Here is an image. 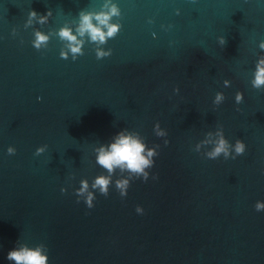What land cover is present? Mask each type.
I'll list each match as a JSON object with an SVG mask.
<instances>
[{"label": "water", "instance_id": "water-1", "mask_svg": "<svg viewBox=\"0 0 264 264\" xmlns=\"http://www.w3.org/2000/svg\"><path fill=\"white\" fill-rule=\"evenodd\" d=\"M101 13L117 34L81 36ZM262 42L264 0H0V264L21 247L48 264H264ZM120 133L156 149L147 181L97 163ZM218 133L229 157L211 160Z\"/></svg>", "mask_w": 264, "mask_h": 264}, {"label": "clouds", "instance_id": "clouds-1", "mask_svg": "<svg viewBox=\"0 0 264 264\" xmlns=\"http://www.w3.org/2000/svg\"><path fill=\"white\" fill-rule=\"evenodd\" d=\"M117 14L118 10L113 7L111 9V15ZM31 15L36 16V12L32 11ZM92 19L93 17L91 15H83L81 17V25L79 30L81 36H83L85 33H88L92 41H100L101 43H103L105 42L106 38H111L115 36L119 31L118 25L109 24L111 16L108 14L101 13L95 16V19L99 26L94 25L92 23ZM103 28H107L106 33L103 31ZM60 36L70 42L76 41V37L71 35L70 30L62 29L60 31ZM46 40V36L37 32V42L34 44V47L39 48L40 42H44ZM219 42L221 46H224L226 44V40L223 37L219 38ZM260 46L261 48H264V42H262ZM79 51L80 49L78 47L71 48V52L74 54L78 53ZM107 55H110V53L97 52V59H101ZM64 58H66V56ZM260 65H264V60H261L260 64L257 65L255 80L252 82L253 88L256 89H260L262 86H264V67H260ZM176 91L178 92L179 90L176 89ZM224 99L225 97L222 94L217 93L214 100V104L219 105ZM235 100L237 104L241 103L243 101V95L241 93H237ZM155 129L156 135L158 137L166 135L164 131L159 130L160 125L158 123L155 125ZM218 135H220V139L217 145L213 148L211 152L206 154L208 159L215 160L220 157L221 154H223L225 159H228L229 157L228 148L230 147V145L228 141L224 138L222 133H218ZM167 143L168 141H165V144ZM245 147L246 146L242 141L237 140L234 146L235 155H243L245 152ZM45 150L46 146L38 148L36 151V155H40ZM145 151L147 152L146 156L144 155ZM8 154L14 155L15 149L9 147ZM156 155H158V153L155 148L146 150L145 144L140 142L139 139H135L131 136H124L122 133H120L118 134L116 141L109 146L108 151H105L103 149L100 150V153L97 157V163L107 169L110 173L115 167H126L129 172L136 174L137 178L143 177L144 181H147L149 178V173L145 171V169H149L153 166V157H155ZM232 159H235V156H232ZM110 182V178H106L103 176L97 177L93 187H99L100 193L107 197L108 186ZM116 187L117 189H119L121 197H125L129 188V181H117ZM86 190L87 182L81 181V187L78 190L77 194L79 195ZM65 191L66 189H61V192ZM93 199L94 197L91 193H89L88 198L85 200L87 207L90 209L94 206L92 203ZM255 208L257 211H264V203L258 202L255 205ZM136 211L140 214L143 213V209L140 207H137ZM7 259L9 261H14L15 264H48L47 255L42 254L39 247L35 249H31L28 247H21L19 249L15 248L8 252Z\"/></svg>", "mask_w": 264, "mask_h": 264}]
</instances>
